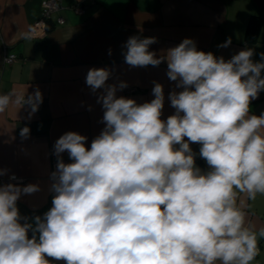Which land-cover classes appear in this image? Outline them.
Instances as JSON below:
<instances>
[{
  "label": "clouds",
  "instance_id": "clouds-1",
  "mask_svg": "<svg viewBox=\"0 0 264 264\" xmlns=\"http://www.w3.org/2000/svg\"><path fill=\"white\" fill-rule=\"evenodd\" d=\"M156 42L129 37L124 61L166 63L174 113L161 118V83L153 82V99L138 103L117 95L128 84L108 83L110 68L88 69L104 127L90 147L76 131L55 141L51 207L22 216L18 201L41 186L0 168V264H254L264 227L249 224L238 197L264 196V112L251 111L264 92V52L255 61V49L245 47L225 59L185 38L158 55L150 50ZM42 103L38 87L13 90L0 94V114L15 105L31 118ZM30 134L28 126L19 131L22 140ZM192 144L207 170L197 166Z\"/></svg>",
  "mask_w": 264,
  "mask_h": 264
},
{
  "label": "crops",
  "instance_id": "crops-1",
  "mask_svg": "<svg viewBox=\"0 0 264 264\" xmlns=\"http://www.w3.org/2000/svg\"><path fill=\"white\" fill-rule=\"evenodd\" d=\"M42 1L0 0V94L13 90L31 93L38 87L43 95V103L31 118L27 108L15 105L0 114V168L22 178L24 185L41 186L40 192L18 201L22 216L43 215L51 207L48 187L56 160L55 141L65 132L76 131L88 137L90 147L104 127L103 109L85 83L88 69L110 68L113 75L108 83L126 81L129 87L137 88L134 92L125 88L117 95L138 103L153 99V82L161 83L165 93L161 118L174 113L167 97L175 84L166 75V63L158 67L127 65L123 52L129 37H155L157 42L150 50L158 55L166 54L185 38L193 39L198 50L225 59L245 47L255 49V61L264 52V0H61L62 8L52 14L47 32L25 39L24 34L40 16ZM81 1L85 12L78 14L72 7ZM229 37L231 45L219 48ZM6 51L19 59L6 63ZM251 111L256 115L264 112V92L252 101ZM41 123H47L44 132L38 131ZM24 126L31 129L27 140L19 135ZM191 147L197 154V166L207 170L198 155L200 146ZM63 158L70 162L67 153ZM238 203L249 224L257 230L264 227V196L253 201L240 194ZM258 246L260 253L254 264H264V239Z\"/></svg>",
  "mask_w": 264,
  "mask_h": 264
},
{
  "label": "built area",
  "instance_id": "built-area-1",
  "mask_svg": "<svg viewBox=\"0 0 264 264\" xmlns=\"http://www.w3.org/2000/svg\"><path fill=\"white\" fill-rule=\"evenodd\" d=\"M61 0H43L41 3V12H40V16L39 18L32 24L31 28H30V32L32 34V36H42L44 33L47 32L48 28H49V21L50 18L52 16V14L58 10H60L62 8ZM94 1V0H92ZM72 9L78 13V14H83L85 12V6L83 4V2H78L76 3ZM59 22L61 24L64 23V19L60 18ZM19 59L17 54L14 53H8L6 51L5 53V62L12 64L15 61H17ZM127 92H134L137 90L136 87H127L126 88ZM66 162V161H65ZM56 163L57 160H55L54 162V171L56 168ZM3 181L7 182L8 181V177H3Z\"/></svg>",
  "mask_w": 264,
  "mask_h": 264
},
{
  "label": "water",
  "instance_id": "water-1",
  "mask_svg": "<svg viewBox=\"0 0 264 264\" xmlns=\"http://www.w3.org/2000/svg\"><path fill=\"white\" fill-rule=\"evenodd\" d=\"M46 128H47V123H41V124L38 125V131L39 132L46 131Z\"/></svg>",
  "mask_w": 264,
  "mask_h": 264
}]
</instances>
